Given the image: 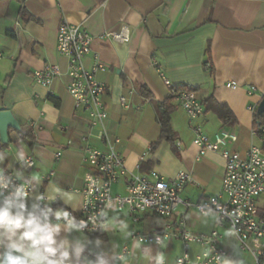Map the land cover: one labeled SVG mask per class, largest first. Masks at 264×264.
Here are the masks:
<instances>
[{"label":"crops","instance_id":"0c3cea01","mask_svg":"<svg viewBox=\"0 0 264 264\" xmlns=\"http://www.w3.org/2000/svg\"><path fill=\"white\" fill-rule=\"evenodd\" d=\"M62 21L80 25L93 36L85 65L90 67L96 55L106 68L96 73L97 80L106 85L105 126L119 139L117 150L129 172L112 184V193L126 192L130 174L150 176L155 171L172 178L185 171L195 182L182 189L181 198L195 203L216 196L225 160L217 151L199 156L194 143L196 125L210 141L222 131L235 134L237 141L228 142L226 149L244 153L252 145L264 148V132L259 136L254 129L252 111L258 110L264 98V0H0V110L11 111L20 129L29 132L26 140L20 137V129L8 128L9 141H0V154L5 155L0 168L35 177V192L47 189L57 195V203L78 211L84 177L90 170L83 160L81 135L90 132L89 144L104 148L94 137L98 128L89 130L87 112L74 107L65 87L69 81L67 58L55 47ZM123 25L128 28L127 41L101 36ZM51 65L60 72L52 82L48 86L35 82L31 74ZM161 74L173 86L195 91L203 112L193 122H188ZM229 82L236 87L227 86ZM121 96L127 97V107L120 104ZM164 102L171 107L170 131L162 137L156 105ZM214 103L228 109L229 122L219 119ZM18 152L25 159L32 157L33 165L27 169L16 159ZM53 187L72 193L74 199L65 204L60 194L52 193ZM259 199L258 211L264 205ZM176 210L166 218L143 211L138 221H132L125 210L116 214L130 221L131 232L184 228L210 233L217 229L227 252L225 264H254L253 257L238 248L233 230L215 212L203 217L192 206L178 205ZM78 235L73 232L69 238ZM80 235L104 240L101 249L86 250L85 255L93 260L89 254L101 250L109 254L119 251L128 264H148L142 259L147 248L152 256L164 255L165 264H174L183 254L182 241L174 237L159 245L143 243L141 250L133 247L135 239L122 237L118 230L82 231ZM200 251L195 243L188 249L191 258Z\"/></svg>","mask_w":264,"mask_h":264},{"label":"built area","instance_id":"2783aa9c","mask_svg":"<svg viewBox=\"0 0 264 264\" xmlns=\"http://www.w3.org/2000/svg\"><path fill=\"white\" fill-rule=\"evenodd\" d=\"M101 36L110 37L116 41L125 42L129 39L128 28L123 25L118 31H107ZM93 36L80 25L62 21L57 29L56 50L67 59V91L73 100L75 108L85 110L89 117V130L98 128L94 137L100 140L104 148L99 149L89 144L90 132L81 135L83 146V160L90 170L85 174L84 185L81 190L82 202L80 209L70 208L53 203V207H64L76 220L86 225L83 232L97 233L103 229L94 218L101 210L109 213L114 208L122 209L138 221L139 213L151 211L162 217H169L176 213L178 205L194 207L199 213L201 209L215 212L219 220L226 222L237 239L238 248L253 257L254 264H264V220L259 217L257 200L264 194V148L252 145L244 153L226 149L228 142L235 143L237 136L222 131L210 141L199 125L194 126V143L199 148V156L207 151L219 152L225 160L221 181V189L216 196H210L192 203L181 198L180 192L195 180L191 173L179 171L172 178H165L153 171L150 176L130 174L126 182L124 194L112 193L111 186L120 178L129 174L125 162L119 151V139L112 137L106 126L107 109L103 101L106 85L96 78V73L106 70L105 65L94 55L93 63L87 67L85 56L91 50ZM59 69L51 65L41 70H35L31 75L35 82L48 86L58 75ZM164 84L169 88L170 95L184 110L188 122H193L203 112V105L194 90L177 88L162 74ZM235 88V82L227 83ZM131 93V91H129ZM264 96V90L262 97ZM120 104L128 106L127 97L121 96ZM255 114V109H252ZM264 132V127H261ZM56 158L59 153H56ZM31 167L33 158L26 157ZM53 172L51 171L49 175ZM13 175L14 172H5ZM22 181L14 180L20 184ZM110 204L111 208H106ZM119 211V210H118ZM133 239H142L143 243L161 244L164 240L174 237L182 241L183 254L178 256L174 264H225L227 252L221 244L222 235L217 229L210 233H192L184 228L163 232H132ZM159 240V242H158ZM195 243L201 247L194 258L190 257L189 246ZM125 252V250L123 251ZM95 257V254H89ZM155 264V262H153Z\"/></svg>","mask_w":264,"mask_h":264},{"label":"clouds","instance_id":"9594fccd","mask_svg":"<svg viewBox=\"0 0 264 264\" xmlns=\"http://www.w3.org/2000/svg\"><path fill=\"white\" fill-rule=\"evenodd\" d=\"M5 159L0 154V162ZM16 159L28 163L23 152H18ZM14 180L22 181L20 184ZM35 177L25 178L17 170L13 175H6L0 168V264H128V258L119 251L110 254L104 250L95 253V259L85 255L93 248L101 249L104 240L100 237L90 239L80 233L86 225L80 223L64 207L54 208L57 195L47 189L43 193L35 192ZM52 193L60 194L65 204L74 196L70 192L53 187ZM106 204V208H111ZM122 209L114 208L112 215L101 210L94 218L105 232L118 230L122 237H130V221L116 214ZM203 217H212L211 209L200 210ZM73 232L79 233L72 237ZM63 233V235H62ZM159 242V240H158ZM143 240L133 241V247L143 249ZM142 259L148 264H165L164 255L152 256L150 249L142 251Z\"/></svg>","mask_w":264,"mask_h":264},{"label":"trees","instance_id":"16d2710c","mask_svg":"<svg viewBox=\"0 0 264 264\" xmlns=\"http://www.w3.org/2000/svg\"><path fill=\"white\" fill-rule=\"evenodd\" d=\"M214 105H216V107L214 106L215 111L219 117V119H221V121L223 122H229L228 119L230 118V113L228 111V109L225 108V106L223 105H218L216 103H214ZM157 107V117H158V122L160 125V129H161V136L163 137L165 134H167L170 131V123H169V112H170V106L167 103H158L156 105ZM254 122H253V127L256 130L257 134L260 136L262 135L261 133V127L264 126V112L262 113H258L257 111L254 114ZM19 134L20 137L22 139H26L29 136V132L26 130H19ZM30 143V142H28ZM258 214L260 217H262L264 219V205L263 207L258 211ZM94 233V234H98Z\"/></svg>","mask_w":264,"mask_h":264},{"label":"water","instance_id":"95a60500","mask_svg":"<svg viewBox=\"0 0 264 264\" xmlns=\"http://www.w3.org/2000/svg\"><path fill=\"white\" fill-rule=\"evenodd\" d=\"M257 112L258 113L264 112V98L261 99ZM8 128H13L14 130H18L20 129V125L13 116L11 111L0 110V141L2 143H7L9 141Z\"/></svg>","mask_w":264,"mask_h":264},{"label":"rangeland","instance_id":"374dc122","mask_svg":"<svg viewBox=\"0 0 264 264\" xmlns=\"http://www.w3.org/2000/svg\"><path fill=\"white\" fill-rule=\"evenodd\" d=\"M264 201V194L260 196L259 202Z\"/></svg>","mask_w":264,"mask_h":264}]
</instances>
